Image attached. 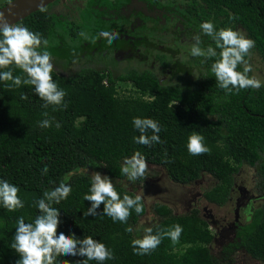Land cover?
<instances>
[{"label":"trees","instance_id":"trees-1","mask_svg":"<svg viewBox=\"0 0 264 264\" xmlns=\"http://www.w3.org/2000/svg\"><path fill=\"white\" fill-rule=\"evenodd\" d=\"M183 1L200 25L211 21L217 31L240 26L255 41L253 49L264 64V0ZM50 4L15 25L47 40L57 23L48 12ZM64 29L71 38L81 32L77 22L69 23L68 27L64 23ZM201 45L204 49L216 47L215 41L205 34L201 36ZM216 51L217 56L196 61L203 72L185 90L178 83L160 84L147 69H129L117 75L92 67H82L72 74L54 70V81L67 93L64 98L67 107H45L34 86L17 87L11 81H0V180L17 186L24 203L16 211L0 204V264H16L20 259L11 247L17 220L23 217L25 223H33L40 214L36 202L44 198V192L58 187L67 174L87 163H98L109 178L121 179L125 158L140 152L148 163L162 166L168 178L178 184L194 182L205 173L216 183L202 197L217 205L227 202L235 175L245 165L254 168L255 185L264 191V83L259 90L233 89L229 93L222 89L211 67L220 59L221 50ZM64 58L70 60L74 55ZM9 70L14 77L27 78L14 64L0 69ZM237 70L243 71L242 65ZM117 82H129L136 95H119ZM148 94L151 96L144 98ZM24 95L27 99H21ZM136 117L157 121L162 129L159 133L162 143L151 146L137 143L141 133L133 125ZM45 119L51 121L50 127L40 126ZM193 134L204 137L208 153L188 152V138ZM66 184L71 186L70 195L51 205L60 210L57 234H74L80 239L91 236L104 243L115 257L104 264H215L209 246L213 236L196 208L186 214H173L168 206L154 203L152 209L158 219L149 226L153 234L177 224L183 232L176 243L165 236L150 254L136 255L131 241L143 236L134 237L127 229H132L144 211L137 214L133 209L128 222L120 223L105 215L101 204L96 216H85L91 207V202L84 200L91 177L73 174ZM114 186L121 199L124 195L136 196L123 186ZM238 239V243L230 246H241L251 258L264 264V203L252 208L249 220L238 229ZM232 249L235 248H224V255H229ZM84 260L86 257L79 255L57 256L54 264H83ZM87 264L98 262L90 260Z\"/></svg>","mask_w":264,"mask_h":264},{"label":"clouds","instance_id":"clouds-1","mask_svg":"<svg viewBox=\"0 0 264 264\" xmlns=\"http://www.w3.org/2000/svg\"><path fill=\"white\" fill-rule=\"evenodd\" d=\"M200 28L203 34L215 41L216 47L209 46L203 49L200 46V36L196 35L190 54L193 57L210 59L217 56V48L221 50L220 59L211 66L219 87L229 93L233 89L259 90L262 82L254 76H249L251 67L245 59L251 55L255 41L239 29L221 28L217 31L211 21L202 22ZM103 35L107 37L109 43L118 36L116 33L109 35L107 32ZM0 37H2L0 38V69L9 68L14 64L27 75V78L23 79L21 76L14 77L11 70L0 71V81H11L17 87L21 84L34 86L35 93L44 100L45 107L48 105L67 107L64 101L67 93L59 88L52 76L55 66L50 53L46 50L38 51L42 45H47V40H43L38 33L31 32L26 27L9 23L3 12H0ZM240 65H243V71L237 70ZM21 99H27V96H21ZM44 115L48 114L45 112ZM133 125L141 133L136 138L137 143L147 146L162 143L159 136L162 129L157 121L136 117L133 119ZM40 126L50 127L51 121L45 119L40 122ZM56 126L59 127V123ZM149 131L152 133L150 136L147 134ZM187 148L191 155H203L210 151L204 143V137L199 134H193L188 138ZM44 171L47 172V168ZM121 173L132 182L145 179L148 176L147 160L140 152H136L130 158H125ZM67 179L68 177H65V181ZM18 192L17 186L7 180H0V204H3L7 210L16 211L24 207ZM70 193L71 186L61 182L53 190L45 191L44 198L36 202L40 214L33 223H25L23 217L17 220L14 243L11 245L20 257L16 264H54L57 256L67 255L86 257L83 264H87L90 260L104 264L106 260L115 258L111 249L91 236L80 239L74 234L64 232L57 234L60 210L51 205L67 199ZM84 200L91 202V207L84 213L85 216H96L97 209L103 204V213L111 217L114 222L127 223L133 209L137 214L144 211L141 195L135 197L124 195L121 199L112 180L99 172L92 175L91 187L89 193L85 194ZM127 230L132 231L131 228ZM143 232L142 238L131 241L136 255L150 254L161 244L165 236L173 243L178 242L183 228L177 224L171 229L153 234L151 227H144Z\"/></svg>","mask_w":264,"mask_h":264},{"label":"flooded vegetation","instance_id":"flooded-vegetation-1","mask_svg":"<svg viewBox=\"0 0 264 264\" xmlns=\"http://www.w3.org/2000/svg\"><path fill=\"white\" fill-rule=\"evenodd\" d=\"M7 1L9 0H6L5 3ZM79 1H81L80 4L75 6L73 4L72 6L67 5L66 10L58 14L53 10L51 11V14L57 19L54 28L57 29L58 24L61 22H63V24L65 23L66 27H68V24L71 22H77L81 32L76 38L79 39L81 35L86 36V33L92 34V36H94L92 37V42L90 43L89 40H85L82 41V45L92 47V52L97 49V47L102 46L104 57H101L103 62L106 63V66H102L104 67L102 68L103 70L109 71L112 75L119 74H113L116 69L113 64L119 59H124L126 61L136 59V55L132 51H138L140 45L144 43L143 49H147L144 58H152L149 67L145 69L151 71L160 84L178 83L180 85V82L183 81L182 76L177 74V82L163 83L161 77H158L157 73L153 70V66L154 61H156L160 69L162 68L165 70V68H168L169 70L167 57L170 56L173 51H179V46L189 48L190 44H194V37L196 35H199L201 39L203 33L201 34L200 22L188 13L183 0ZM105 32L109 33V35L116 33L118 36L109 43L107 37L103 35ZM64 34L67 35L66 31ZM76 38L68 36V40L74 39V41H76ZM156 40H158L159 43H157L155 51H152L149 43ZM93 44L95 45L93 46ZM200 46L202 47V45ZM162 48H165V51H162ZM105 52H108V54ZM178 55H180V51ZM199 58L200 57L197 59L193 58V62L197 65H200L196 62ZM139 59L142 61L143 58L139 57ZM178 77H182V79L178 80ZM253 173V179L246 182V186L237 184L235 181L233 182L231 196L228 198L227 202L222 205L213 204L216 208H221L223 213L220 218H215L208 208L204 206L201 207V215L206 217V222L214 228L211 243H213L219 255H224L225 252L223 249L230 247L235 248L232 249L231 253L238 249L245 252L241 246L234 247L230 245L239 242L238 229L249 220L253 208L251 205L259 198H264V191L260 190L255 185ZM243 196L246 198L244 202L237 200ZM230 201L233 205L231 214L227 209H223ZM263 203L264 202L261 204ZM208 215L211 216L210 219ZM210 252L212 253V251ZM214 262L217 264V260Z\"/></svg>","mask_w":264,"mask_h":264},{"label":"rangeland","instance_id":"rangeland-1","mask_svg":"<svg viewBox=\"0 0 264 264\" xmlns=\"http://www.w3.org/2000/svg\"><path fill=\"white\" fill-rule=\"evenodd\" d=\"M6 0H0V5L4 4ZM81 1L79 0H55L53 1L48 10L51 13L53 10L55 13L63 12L66 10L67 5L72 4L78 5ZM243 29L239 26L235 27V30ZM65 33L64 24L61 22L58 24V28H54L52 34L47 39V45L41 46V49L38 51H48L52 57V63L54 64V70L60 74H72L75 71L79 70L82 67L90 66L96 69H102L103 65L106 66V63L103 62L102 57L104 54L102 52V46L97 47L93 52L92 47L88 45H82V41L92 42V34L84 36L81 35L80 38L68 40V36ZM202 34V31H201ZM159 43L158 40L149 43V46L152 48V51H155V48ZM95 44H93L94 46ZM193 44H190V49ZM144 43L140 45L138 51L133 50L132 52L136 55V59L126 61L124 59H119L113 65H115V70L113 74L123 73L129 68H134L136 70H141L149 67V63L152 61L151 57H145L146 48H144ZM188 47L179 46V51H173L170 56L167 57L169 62L168 68L165 70L160 69L154 61L153 70L157 73L158 77H161L163 83H174L177 82V74L183 77V81L180 82L182 89H189L191 81L196 79L202 72L203 68L200 65H197L193 62V58L197 59L198 57H193L190 54V49ZM55 49V51H52ZM165 48H162V51ZM108 54V52H105ZM74 55L73 59H66L65 56ZM102 56V57H101ZM139 57L143 58L140 61ZM248 64L251 67L249 76H254L264 83V64L260 60L258 52L255 49L251 50V55L246 57ZM109 62V61H107ZM111 65V64H110ZM243 67V65H242ZM116 92L119 95H136V91L131 86L129 82H117L116 83ZM151 96L150 94L145 95ZM125 160L123 161L124 165ZM148 163V162H147ZM95 172H99L102 175H105L102 167L98 163H87L83 167H79L73 170L71 173L67 174L66 177H69L73 174H84L89 177ZM254 168L248 166H241L239 172L235 175V182L242 186H246V182H249L250 179H253L252 173ZM145 179L141 178L139 182L130 181L127 176L124 175L121 179L110 178L113 184L123 186L124 188L134 192L136 195H141L142 202L144 205V213L137 219V222L132 227V234L134 237H141L144 235L143 228L149 227L153 224L158 216L154 213L152 205L154 203H161L168 206L173 214H186L189 210L194 207L198 211V215L206 222L207 218L201 215L202 206L208 208L213 213L215 218H220L222 215L221 208H216L212 203H208L203 197L202 193L215 185L216 180L213 179L210 175L202 173L198 179L194 182L178 184L171 181L165 173V170L162 166L148 163V173ZM65 181V180H64ZM66 183V181H65ZM236 195V194H235ZM234 195V196H235ZM240 202H244L246 198L240 197ZM264 202V198H259L251 206L259 205ZM228 202V205L224 206L223 209H227L231 214V209L233 205ZM229 214V216H230ZM231 217V216H230ZM230 219V218H229ZM207 228L211 234L214 233V228L211 227L207 222ZM224 226V225H223ZM210 251L214 253L217 264H263L259 260L251 258L247 253L243 252L241 249L235 250L229 255H219L213 243H210Z\"/></svg>","mask_w":264,"mask_h":264},{"label":"water","instance_id":"water-1","mask_svg":"<svg viewBox=\"0 0 264 264\" xmlns=\"http://www.w3.org/2000/svg\"><path fill=\"white\" fill-rule=\"evenodd\" d=\"M55 0H10L0 6L9 23L15 24L31 12H34ZM62 1V0H61ZM209 219L211 218L208 215Z\"/></svg>","mask_w":264,"mask_h":264}]
</instances>
